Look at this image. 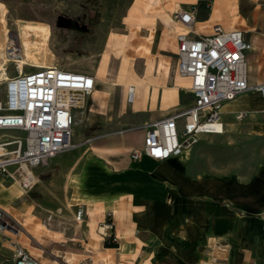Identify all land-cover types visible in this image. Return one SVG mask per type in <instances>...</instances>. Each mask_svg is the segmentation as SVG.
Listing matches in <instances>:
<instances>
[{"label":"crops","instance_id":"obj_1","mask_svg":"<svg viewBox=\"0 0 264 264\" xmlns=\"http://www.w3.org/2000/svg\"><path fill=\"white\" fill-rule=\"evenodd\" d=\"M144 1L96 0L95 29L84 30L73 54L93 63L77 72L94 81L90 114L102 129L93 141L96 153L50 158L47 165L58 171L49 184L32 189L41 196L36 209L27 201L32 191L24 195L16 185H0V209L21 226L0 234V264H13L8 241L40 264H208L217 254L220 264H246L250 254L255 264H264V162L246 179L217 175L201 149L208 136L219 135H202L190 150L162 162L129 157L141 147L145 125L192 105L189 82L169 73L176 64L175 36L184 31L172 13L194 6L196 34L220 25L245 36L253 31L252 42L264 37V0H149L169 12L172 23H125ZM205 2L207 11L197 6ZM0 6L4 23H47L8 19L7 5ZM122 56L138 63L133 74L120 73L111 85L108 63ZM128 85L134 87L131 101ZM246 93L223 104V133L264 139V97L258 93L261 102L248 103ZM238 113L245 116L238 119ZM79 208L83 215L75 221ZM32 211L43 216L42 223Z\"/></svg>","mask_w":264,"mask_h":264},{"label":"built area","instance_id":"obj_2","mask_svg":"<svg viewBox=\"0 0 264 264\" xmlns=\"http://www.w3.org/2000/svg\"><path fill=\"white\" fill-rule=\"evenodd\" d=\"M194 13V6L172 13V20L184 29L175 36V73L189 82L192 105L145 125L142 145L131 150V161L146 157L162 162L178 156L202 135L223 133L220 113L224 103L251 89L264 97V83H248L252 45L245 32L213 25L209 33L198 35ZM18 45L14 36L7 37L6 76L0 80V177L27 195L36 183L35 169L71 147L74 112L84 110L94 81L88 74L56 66L25 72L14 60L20 57ZM8 64L13 65L12 74ZM131 99L128 91L127 100ZM244 116L238 113L236 118ZM82 215L77 209L75 221H81ZM10 230L0 209V234ZM8 245L13 264H40L15 242L8 241Z\"/></svg>","mask_w":264,"mask_h":264},{"label":"rangeland","instance_id":"obj_3","mask_svg":"<svg viewBox=\"0 0 264 264\" xmlns=\"http://www.w3.org/2000/svg\"><path fill=\"white\" fill-rule=\"evenodd\" d=\"M0 3L7 5L5 15L9 18H24L29 17L33 20H40L47 23H34L46 26L50 30L48 49L52 53L50 66L75 71L79 68L87 69L93 66V63L81 57L73 56L81 35L85 31L92 32L95 29L94 19H98L99 13L96 0H0ZM198 8L207 11L210 5L197 4ZM203 12V10H202ZM97 15L93 17V15ZM23 23V20H19ZM86 22V23H85ZM88 22V23H87ZM93 22V23H92ZM125 23H172L170 13L164 12L158 6L152 4L149 0L142 3L141 8L133 17H130L129 22ZM8 36L18 38V23H5ZM235 27L240 28L237 23ZM118 32V30H116ZM18 33V34H17ZM253 31L247 30V39L251 37ZM28 40H35L37 36L26 35ZM18 40V39H17ZM252 50L248 54V78L249 85L256 86L264 83V37L259 36L257 40H251ZM138 62L136 59H129L122 56L121 59L113 63H108L107 75L111 80V85L119 80V75L128 74L129 69L132 74L135 70L134 66ZM33 64V63H32ZM159 68L162 67L158 63ZM134 68V69H133ZM7 69L9 74L13 73V65L8 64ZM35 67L24 65L23 70L33 71ZM162 71H158L161 76ZM170 75L177 81H181L171 69ZM114 81V82H112ZM254 83V84H253ZM2 84L0 83V93ZM127 90V87H126ZM245 102L260 103L261 99L255 89H251L246 93ZM92 101L87 99L85 108L82 112H74V120L72 124V133L70 144L71 147L60 153L61 155H69V158L79 157L82 154L87 155L96 153L93 149L96 136L101 134L100 122L93 120L90 114ZM228 112L221 109V113ZM251 113V112H249ZM232 117V116H229ZM8 135L14 134L12 132ZM205 146L201 149L207 156L208 168L213 167L217 175L238 174L241 178L246 179L253 172L255 167L264 162V139H258L244 131L226 135L225 132L219 136H208ZM58 169L55 166L46 164L45 166L36 168V183L37 185H47L50 183L52 174ZM0 185H11L9 182L0 181ZM27 201L32 204L35 209L41 202V196L37 190H33L27 198ZM36 222L43 221V216H36ZM241 213V212H240ZM28 215V214H27ZM264 216V212L260 214ZM15 229L20 230L21 226L15 221L7 219ZM223 248V247H222ZM224 250V249H223ZM254 255H248L245 258L246 264H255ZM216 257L222 258L219 254L212 255L208 264H220L224 260H218Z\"/></svg>","mask_w":264,"mask_h":264},{"label":"bare ground","instance_id":"obj_4","mask_svg":"<svg viewBox=\"0 0 264 264\" xmlns=\"http://www.w3.org/2000/svg\"><path fill=\"white\" fill-rule=\"evenodd\" d=\"M18 33L19 35L17 39H18V44H19L18 46H19V51H20V57L18 59H14L17 62L18 67L22 68L24 65H29L35 68L49 67L51 65V60H52V53L48 49V40H49L50 30L46 26L39 25V24L18 23ZM32 34L37 36V39L28 40L26 38V35H32ZM7 37L8 35H7V30L5 27L4 20H3V12L1 10L0 11V80L4 79V77L6 76L4 65H5V62L7 61L6 59L7 56L5 55L7 53L6 52ZM128 91L132 93V98H133L134 87L131 85H128L127 95H128Z\"/></svg>","mask_w":264,"mask_h":264},{"label":"trees","instance_id":"obj_5","mask_svg":"<svg viewBox=\"0 0 264 264\" xmlns=\"http://www.w3.org/2000/svg\"><path fill=\"white\" fill-rule=\"evenodd\" d=\"M97 15H95V13H94V15H93V17H95V18H97L96 17ZM97 20L96 19H94V23L96 22ZM92 22V23H93ZM104 246H108V247H116V243H114V242H104Z\"/></svg>","mask_w":264,"mask_h":264},{"label":"water","instance_id":"obj_6","mask_svg":"<svg viewBox=\"0 0 264 264\" xmlns=\"http://www.w3.org/2000/svg\"><path fill=\"white\" fill-rule=\"evenodd\" d=\"M86 28H83V30H85Z\"/></svg>","mask_w":264,"mask_h":264}]
</instances>
